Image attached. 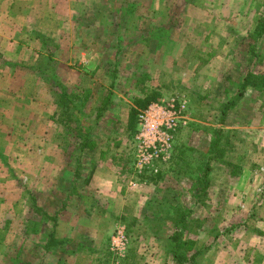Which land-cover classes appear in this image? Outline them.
Here are the masks:
<instances>
[{
    "label": "rangeland",
    "instance_id": "374dc122",
    "mask_svg": "<svg viewBox=\"0 0 264 264\" xmlns=\"http://www.w3.org/2000/svg\"><path fill=\"white\" fill-rule=\"evenodd\" d=\"M259 18L264 0H0V264L46 263L80 170L98 155L116 157L126 203L77 211L101 222L109 240L125 226L123 264H177L176 227L182 264H264ZM153 94L150 103L186 99L188 123L174 136V158L141 177L127 125L131 109L142 110L135 100ZM102 253L98 264H108Z\"/></svg>",
    "mask_w": 264,
    "mask_h": 264
},
{
    "label": "crops",
    "instance_id": "0c3cea01",
    "mask_svg": "<svg viewBox=\"0 0 264 264\" xmlns=\"http://www.w3.org/2000/svg\"><path fill=\"white\" fill-rule=\"evenodd\" d=\"M115 162L114 156L106 159L98 155L93 157V164L87 173H84L85 169L80 170V175L83 173V176L73 188L77 194L74 198L69 197L70 205L66 206L65 214L58 216L55 234L50 239L57 242L58 246L51 248V245H46L47 241L45 243V264H49L50 259L53 264H98L101 263L102 252L104 250L109 252V234L105 226L103 227L101 222L89 214L88 217L81 214L82 211L77 209L88 208V212H91L99 203L102 214L115 204H118V207L126 203L123 199L126 188L119 184L121 181L119 175L123 172L112 169L116 166ZM36 236L37 234L35 238Z\"/></svg>",
    "mask_w": 264,
    "mask_h": 264
},
{
    "label": "built area",
    "instance_id": "2783aa9c",
    "mask_svg": "<svg viewBox=\"0 0 264 264\" xmlns=\"http://www.w3.org/2000/svg\"><path fill=\"white\" fill-rule=\"evenodd\" d=\"M186 104L187 101L183 97H167L151 102L138 111L132 136L134 156L131 159L133 171L137 175H157L161 165L170 161L174 136L178 129L188 123ZM140 183V179L138 182L130 180L129 185L136 187ZM128 243L125 226L117 225L109 240L108 264H123Z\"/></svg>",
    "mask_w": 264,
    "mask_h": 264
},
{
    "label": "trees",
    "instance_id": "16d2710c",
    "mask_svg": "<svg viewBox=\"0 0 264 264\" xmlns=\"http://www.w3.org/2000/svg\"><path fill=\"white\" fill-rule=\"evenodd\" d=\"M254 34L256 36H261L262 34H264V19L263 18H259L258 19L257 25H256L255 30H254ZM248 85H249V81H248V77H246L244 79V81L242 82L241 87L238 90V92L236 93V95L233 96V98L229 99L223 105L222 115H221V121H223L225 119V116H226L227 111L231 107L235 106L236 105V102L239 101L243 97V95H244V93H245L246 88H247ZM256 86H258V85H256ZM62 92H63V90H62ZM65 95H66V93L65 94H62V98L63 99L61 98V103H59L60 104L61 111H65V110H63V108H66L67 109V107H64V106H67L66 104H68L70 102L69 99H65L64 98ZM156 98H157L156 97V94H153V95L147 96L143 100L136 99L135 100V103L143 109V108H145L150 103V101L152 99L154 100ZM65 101L68 102V103H65ZM108 101H109V95L104 96V98L102 99V104H101V106L97 110V112H98L97 113V116L98 117L101 115L102 111L105 109ZM138 110H139V108H136V107H134V108L131 109L130 120H129V123L127 125V127L131 129V134L132 135L135 132L136 118H137ZM63 113H65V112H62L61 114H63ZM217 132H218V134H220V131H217ZM173 158H174V156L171 157V160ZM208 170H209V167L206 168V172H205L206 173V176L208 175ZM202 183L203 184L201 185V187H198V191L199 192L209 186V178L208 179L207 178H204V180L202 181ZM181 233H182V231H180L179 228L176 227L175 228V231H174V233H173V235L171 237V240L174 241V243H176V244L173 245V251H172L173 253H172V256L175 259V262H177V264H182L185 261L184 259L186 258L185 254L183 253V251L181 249V243H179L181 241V239H182V237H181L182 234ZM198 254H199V251L193 252L189 256V260L190 261H194L196 259V257H197Z\"/></svg>",
    "mask_w": 264,
    "mask_h": 264
}]
</instances>
